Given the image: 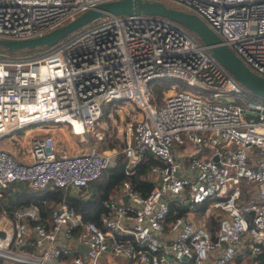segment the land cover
I'll list each match as a JSON object with an SVG mask.
<instances>
[{
  "label": "built area",
  "instance_id": "1",
  "mask_svg": "<svg viewBox=\"0 0 264 264\" xmlns=\"http://www.w3.org/2000/svg\"><path fill=\"white\" fill-rule=\"evenodd\" d=\"M100 1L0 0V37L43 33ZM163 1L199 14L264 75V0ZM101 19L47 53H0V135L52 121L86 139L69 152L44 125L25 149L28 160L0 147V188L24 180L80 189L120 151L130 174L145 151L159 160L149 165L153 186L142 194L125 179L104 200L99 222L65 200L46 215L34 203L0 210V264L264 263V97L175 20L145 12ZM120 99L133 106L124 144L98 148L91 136L102 140L113 129L114 111L128 108ZM108 102L110 121L103 118Z\"/></svg>",
  "mask_w": 264,
  "mask_h": 264
},
{
  "label": "trees",
  "instance_id": "2",
  "mask_svg": "<svg viewBox=\"0 0 264 264\" xmlns=\"http://www.w3.org/2000/svg\"><path fill=\"white\" fill-rule=\"evenodd\" d=\"M98 19L99 18L92 21ZM190 32L193 33L197 40L203 43L201 38L194 31L190 30ZM70 34L72 35L73 32H70ZM66 38H68L67 35L62 39L64 40ZM47 48H49L48 45L42 44L33 47L23 46L11 48V50L16 53V56L13 57L15 59L39 55ZM2 55L6 56L3 53ZM9 58L11 57L9 56ZM153 90L157 97L161 96L163 92L162 85L158 81H155ZM250 93L260 96L252 91ZM108 103H110V107ZM108 103L105 106L103 118L110 121L111 115H109V109L112 108L111 102ZM114 115H117V111H114ZM102 141V147L109 145L121 148L124 144L120 137L110 134L109 132L106 133ZM151 162H159V160L155 158L150 151H145L143 157L134 167L132 166L133 172L130 174L127 172L129 158L124 151H120L117 154L114 164L106 167L99 177L82 186L80 189L71 186H54L52 184L46 187L36 188L31 186L28 181H13L7 186L0 188V210L5 209L8 210L9 213H12L18 207L34 203L39 206L42 214L46 215L52 211L53 203L56 204L61 200H65L73 205L76 210L82 212L83 219H92L99 222L102 211L105 209L104 200L108 197L109 193L113 191V188L121 184L125 179H130L133 186L142 194H147L150 191L153 186V182L149 175V165ZM204 204L205 203H203V205ZM172 208L173 210H179V212L185 209V207H181L180 209L177 208L175 203H172ZM199 208L202 209L203 206ZM212 223L214 222L212 221Z\"/></svg>",
  "mask_w": 264,
  "mask_h": 264
},
{
  "label": "water",
  "instance_id": "3",
  "mask_svg": "<svg viewBox=\"0 0 264 264\" xmlns=\"http://www.w3.org/2000/svg\"><path fill=\"white\" fill-rule=\"evenodd\" d=\"M160 14L180 23L187 31H194L213 54L248 90L264 97V75L252 69L223 37L199 14L170 5L163 0H103L79 12L68 21L43 33L23 38L0 37V44L8 48L53 45L84 24L115 13ZM191 33V32H190ZM193 34V33H191ZM215 158H217L215 156ZM127 200V195L123 196ZM54 205V203H53ZM79 248H85L80 244Z\"/></svg>",
  "mask_w": 264,
  "mask_h": 264
},
{
  "label": "rangeland",
  "instance_id": "4",
  "mask_svg": "<svg viewBox=\"0 0 264 264\" xmlns=\"http://www.w3.org/2000/svg\"><path fill=\"white\" fill-rule=\"evenodd\" d=\"M167 2L175 4L172 1H167ZM101 20L102 19L99 18L98 20L90 21V22L84 24L83 27L75 29L73 31V34L85 29L86 27H88L90 25L99 23ZM72 35L69 33L67 36L70 37ZM62 41H63V39H61L58 43H60ZM58 43L53 44V45H48L49 48H47L46 50L42 51L41 54H44V53H47V52L53 50L58 45ZM0 53H3V54H5L8 57L10 56L11 58L16 56V53L14 51H12L11 48H8L7 45H5V44H0ZM164 80H166V81L167 80L168 81H176V80H178V81L182 82L183 85H185V86L196 87L195 85L185 84V82H186L185 80H183L181 78H177V77H167ZM227 99L230 100V98H227ZM118 103L120 104L119 107L124 106V104H126L128 106L126 112L125 111L123 112L122 110H118V112H117V115H118L117 122L113 126V132L116 131V133L119 135V137L121 138V141H122V138L124 139V124H125V121H126V117L128 115V111L132 110L133 106H132L131 102H126L125 100H122V99H120L118 101ZM109 104L110 103H108V106L110 107ZM111 107H113L112 103H111ZM61 123L63 125H65V128H66L65 134L62 132V130H60L58 128V125L60 124L59 122H52V121L45 122V121H41V122L26 124L23 127L14 129L13 131H10L8 134L6 133L4 135H0V147L8 148L10 151L14 152L15 155L20 160H28V158L25 157V149L28 148L30 140L34 136L42 134V132L44 131V128H43L44 125H50V126L54 127V128H51V131H50L53 135L62 136L65 139H68V140L71 139L70 142L66 143L65 145H62L63 147L69 146L68 147L69 150L70 149H72V150L76 149V151L83 149L84 146L86 145V139L82 138L79 135L71 134L69 132V128L70 127H69L68 123H66V122H61ZM91 139H92V142L94 144H96V146L98 148H102V145H103V141L102 140H99V139H97L94 136H91ZM190 148L191 149H195V148H198V146L196 147V146L190 145ZM199 148H200V152H205V151L208 150L206 146H200ZM242 186H243V188L248 187V183L246 182L245 178L242 179ZM203 215L204 214H203L202 209H200L198 207L196 209V212H195L196 218H202Z\"/></svg>",
  "mask_w": 264,
  "mask_h": 264
},
{
  "label": "crops",
  "instance_id": "5",
  "mask_svg": "<svg viewBox=\"0 0 264 264\" xmlns=\"http://www.w3.org/2000/svg\"><path fill=\"white\" fill-rule=\"evenodd\" d=\"M117 117H118V115H117ZM59 128V127H58ZM60 129V128H59ZM47 130V128H44V131H46ZM60 130H62V132L65 134V132H66V128H64V127H62ZM69 132L71 133V131H70V129H69ZM108 132L110 133V134H114V135H116V136H118L119 137V135L116 133V131L115 132H113V130H108ZM42 133H44V132H42ZM72 134V133H71ZM59 137H61L62 139H63V143H62V145H65L66 143H68V142H70V140H68V139H65L64 137H62V136H59ZM69 146H66V147H64L65 149H66V151H70V152H74L76 149H74V150H72V149H70L69 150V148H68ZM14 153V152H13ZM15 154V153H14Z\"/></svg>",
  "mask_w": 264,
  "mask_h": 264
}]
</instances>
